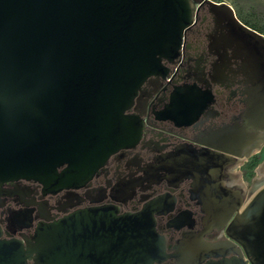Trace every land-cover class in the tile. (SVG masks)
Returning a JSON list of instances; mask_svg holds the SVG:
<instances>
[{
	"label": "water",
	"instance_id": "water-1",
	"mask_svg": "<svg viewBox=\"0 0 264 264\" xmlns=\"http://www.w3.org/2000/svg\"><path fill=\"white\" fill-rule=\"evenodd\" d=\"M221 6L238 26L231 47L257 74L244 125L223 141L238 142L241 130L262 139L264 35ZM193 15L192 0H0V186L25 179L53 192L80 187L112 153L138 142L143 122L128 111L163 59L179 52ZM216 147L226 158L241 155ZM217 154L219 168L225 155ZM251 191L229 235L252 264H264V180ZM155 213L80 209L22 238L4 236L0 224V264L161 263L166 239ZM12 219L24 221L20 229L34 226L31 212ZM197 245L208 256L232 243ZM183 248L181 263L193 264L199 250Z\"/></svg>",
	"mask_w": 264,
	"mask_h": 264
},
{
	"label": "flooded vegetation",
	"instance_id": "flooded-vegetation-1",
	"mask_svg": "<svg viewBox=\"0 0 264 264\" xmlns=\"http://www.w3.org/2000/svg\"><path fill=\"white\" fill-rule=\"evenodd\" d=\"M192 1L193 21L179 52L163 59L162 70L148 77L128 111L143 122L138 142L112 153L80 187L53 192L25 179L0 186L4 236L22 238V232L32 233L39 222L80 209L111 207L121 214L153 210L158 212L157 230L166 239V258L156 264H182L185 246L199 250L193 264H252L243 246L229 235L232 221L252 195V184L243 192V186L234 182L232 168L259 158L264 140L247 137L245 130L238 142L223 139L234 134L235 126L244 125L257 74L230 45V34L238 26L221 6L224 2ZM234 16L258 31L235 10ZM216 145L241 155L226 158L229 153ZM217 153L225 155L219 168L214 162ZM238 192L241 205L234 210L240 201ZM29 212L34 226L20 229L24 221L13 220L12 213ZM199 241L232 245L215 248L213 255L206 256Z\"/></svg>",
	"mask_w": 264,
	"mask_h": 264
},
{
	"label": "rangeland",
	"instance_id": "rangeland-1",
	"mask_svg": "<svg viewBox=\"0 0 264 264\" xmlns=\"http://www.w3.org/2000/svg\"><path fill=\"white\" fill-rule=\"evenodd\" d=\"M215 1L228 3L234 8L238 17L242 21L252 26L253 28H256L258 31L264 33V0H215ZM263 162H264V151L259 155V162L257 163V165H252L250 163H247V165L244 166L237 165L232 168V171L234 173V182L243 186V192H246V189L251 187L252 179L257 176L255 169L258 168L259 167L258 165H260ZM242 172H244L243 176L241 175Z\"/></svg>",
	"mask_w": 264,
	"mask_h": 264
},
{
	"label": "bare ground",
	"instance_id": "bare-ground-1",
	"mask_svg": "<svg viewBox=\"0 0 264 264\" xmlns=\"http://www.w3.org/2000/svg\"><path fill=\"white\" fill-rule=\"evenodd\" d=\"M262 139L264 140V132H262ZM258 147V146H257ZM257 147H255L257 149ZM257 177L253 179V181L258 182L264 180V162L261 163L257 169Z\"/></svg>",
	"mask_w": 264,
	"mask_h": 264
},
{
	"label": "trees",
	"instance_id": "trees-1",
	"mask_svg": "<svg viewBox=\"0 0 264 264\" xmlns=\"http://www.w3.org/2000/svg\"><path fill=\"white\" fill-rule=\"evenodd\" d=\"M258 162H259V158H256L255 161L252 163V165H257Z\"/></svg>",
	"mask_w": 264,
	"mask_h": 264
}]
</instances>
